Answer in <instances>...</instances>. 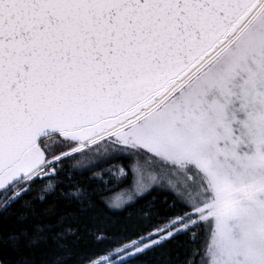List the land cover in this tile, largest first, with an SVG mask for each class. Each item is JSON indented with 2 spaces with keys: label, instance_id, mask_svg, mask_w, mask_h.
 Masks as SVG:
<instances>
[{
  "label": "snow or ice",
  "instance_id": "obj_1",
  "mask_svg": "<svg viewBox=\"0 0 264 264\" xmlns=\"http://www.w3.org/2000/svg\"><path fill=\"white\" fill-rule=\"evenodd\" d=\"M181 237L166 264H264V0H0V250L159 264Z\"/></svg>",
  "mask_w": 264,
  "mask_h": 264
},
{
  "label": "trees",
  "instance_id": "obj_2",
  "mask_svg": "<svg viewBox=\"0 0 264 264\" xmlns=\"http://www.w3.org/2000/svg\"><path fill=\"white\" fill-rule=\"evenodd\" d=\"M86 178H87L86 176L79 177V179H82V180ZM64 190H67V189H64ZM153 195L162 196L164 194L163 193H153ZM55 202L60 203L61 206H63L65 203L63 200H59V199H57ZM142 204H143V201L141 202V206ZM137 215H138V208H132V209H129L127 213H125L123 216L119 217L118 219L121 222H128L129 224H132L133 222L136 221ZM115 223H116V218L102 217L100 221L95 222V225L99 227H104L105 225L111 227ZM88 229L89 231H82L80 238L73 243L74 251L80 252V253H87L93 249L94 247L93 240H92V236L89 233L91 231H95L96 229L93 224H88ZM184 239H185L184 237H181L180 240L175 241L173 244H171L168 249L162 250L165 253V255L160 258L159 264H166V261L170 258L169 253H171V255L174 256L175 251L177 249H182ZM157 256L159 257L161 256V254L157 253ZM16 259L17 257L15 253H13L10 249L0 250V260L7 261L8 264H15ZM72 264H75V261H73Z\"/></svg>",
  "mask_w": 264,
  "mask_h": 264
}]
</instances>
